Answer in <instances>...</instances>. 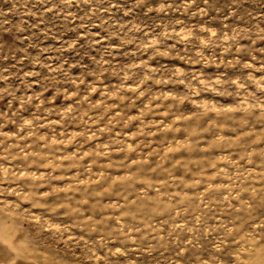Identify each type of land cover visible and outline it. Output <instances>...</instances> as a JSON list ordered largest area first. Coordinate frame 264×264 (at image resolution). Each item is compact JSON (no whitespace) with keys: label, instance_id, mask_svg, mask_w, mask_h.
Here are the masks:
<instances>
[{"label":"rangeland","instance_id":"rangeland-1","mask_svg":"<svg viewBox=\"0 0 264 264\" xmlns=\"http://www.w3.org/2000/svg\"><path fill=\"white\" fill-rule=\"evenodd\" d=\"M0 200V264H264V0H0Z\"/></svg>","mask_w":264,"mask_h":264},{"label":"clouds","instance_id":"clouds-1","mask_svg":"<svg viewBox=\"0 0 264 264\" xmlns=\"http://www.w3.org/2000/svg\"><path fill=\"white\" fill-rule=\"evenodd\" d=\"M0 210L3 211L4 215H9L11 216L12 219H20L18 213V210L16 209V202L13 201H8V200H0ZM27 222H32L35 223V221H27ZM18 234V233H17ZM31 254V253H29ZM247 253L241 254L246 255Z\"/></svg>","mask_w":264,"mask_h":264}]
</instances>
